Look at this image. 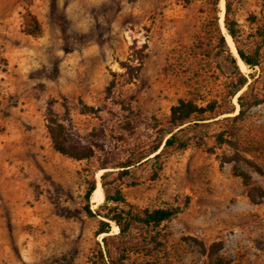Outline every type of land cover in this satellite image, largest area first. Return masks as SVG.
<instances>
[{
	"label": "rangeland",
	"instance_id": "obj_1",
	"mask_svg": "<svg viewBox=\"0 0 264 264\" xmlns=\"http://www.w3.org/2000/svg\"><path fill=\"white\" fill-rule=\"evenodd\" d=\"M221 1L214 7L212 0H0V112L22 110L25 100L42 120L55 116L71 141L92 144L95 152L89 160H74L49 147L36 165L38 177L26 180L23 172L21 232L3 238L14 248V264H91L102 234L95 235L98 219L86 214L83 195L91 178L98 186V160L117 162L163 135L169 107L178 99L234 110L190 125L182 133L190 138L185 148L167 149L121 180V192L135 208L179 209L157 227L161 246L146 244L149 255L131 253L124 264H264V195L249 201L232 162L220 163L230 146L214 137L220 133L234 142L260 169L246 171L249 184L264 192V102L231 119L239 93L246 90L249 99L264 91V6L262 0H230L236 45L258 52V65L249 68L239 60L223 16L220 21ZM133 41L135 50L145 44L137 78L121 83L124 75L116 76L120 83L105 96L110 72L123 71L118 62L133 55ZM228 53L238 72L252 74L230 98L236 74ZM8 73L13 77L6 92ZM82 106L95 110L81 113ZM124 120L134 126L129 134L120 133ZM100 202L92 192L89 209ZM212 242L220 245L208 257Z\"/></svg>",
	"mask_w": 264,
	"mask_h": 264
},
{
	"label": "trees",
	"instance_id": "obj_2",
	"mask_svg": "<svg viewBox=\"0 0 264 264\" xmlns=\"http://www.w3.org/2000/svg\"><path fill=\"white\" fill-rule=\"evenodd\" d=\"M215 7L216 0H212ZM264 6V0H262ZM230 0H224L223 25L235 44V51L239 60L253 68L257 66L258 52L255 49L252 53H247L239 48L235 43L236 29L234 21L229 17ZM220 43L224 44L223 36L219 35ZM135 41L129 46L133 52L124 61H119V66L123 69L121 73L111 71V78L104 88L105 96L111 94L112 91L121 83L131 82L138 76L142 61L145 57L143 50L145 44H141L136 50ZM228 59L235 70V78L228 92L229 98L236 94L247 82V78H252V74H241L237 71L235 58L228 53ZM124 75L119 82L115 77ZM246 90L236 96L237 111L231 116V119L241 118L246 110L264 102V91L259 95H251L249 99L245 98ZM115 104L122 107L121 101ZM95 109L82 106L81 113H93ZM234 108H219L215 101L207 102L203 106H198L191 100L178 99L175 104L169 107L167 118V127L163 135H155L148 138L143 144L136 145L121 160L117 162L107 161L105 158L98 160L95 167L96 170H103L99 175V183L102 190V201L98 203L93 210L89 209L88 201L90 194L96 188L94 178L88 180L83 195L85 200L84 210L88 216L96 217L97 228L95 235L102 234L100 242L95 243V249L91 253L89 261L91 264H124L128 255L131 253H143L149 255L145 245L151 244L152 248L161 246L158 240L157 227L176 213L179 212L177 207H155L135 208L126 201L123 196L120 183L121 180L128 175L129 169L138 166L141 163L155 159L163 154L167 149H183L190 141L188 136H182L183 131L190 125L203 123L205 120L214 119L222 113H233ZM45 129L48 134L51 148L57 153L74 160H89L95 156L92 144L79 145L70 140L66 133L64 125L53 115L48 114L45 117ZM120 133H131L134 126L130 125L128 120L122 121L120 125ZM99 131H102L100 127ZM121 137V136H120ZM216 143L226 142L230 146L231 153L222 155L220 163L232 162V170L236 175L241 177L243 184L247 187L246 195L250 202L258 203L264 192L261 187L249 184V175L246 170H252L261 174L260 169L248 159L244 158L234 142L224 139L220 133L214 134ZM121 139V138H120ZM163 140V141H162ZM111 223L117 227V232L110 233ZM134 230H137L136 236ZM190 239H193L190 237ZM201 244L200 241L196 240ZM219 242H212L207 248L208 257L219 248ZM202 251L204 249L201 247ZM151 264V263H150ZM155 264V263H153Z\"/></svg>",
	"mask_w": 264,
	"mask_h": 264
},
{
	"label": "crops",
	"instance_id": "obj_3",
	"mask_svg": "<svg viewBox=\"0 0 264 264\" xmlns=\"http://www.w3.org/2000/svg\"><path fill=\"white\" fill-rule=\"evenodd\" d=\"M6 77L4 91L8 92L11 89L9 78L13 75L8 73ZM20 106L24 109L10 106L6 113L0 112V123L4 127L0 132V264H14V248L9 240L3 238L15 237L21 232L25 197L19 184L24 183L23 179L38 177L36 165L41 163L44 153H48L51 147L45 132V120H42L43 115L37 107L25 100ZM23 172H27L29 177L23 178ZM28 194L29 185L27 198Z\"/></svg>",
	"mask_w": 264,
	"mask_h": 264
},
{
	"label": "bare ground",
	"instance_id": "obj_4",
	"mask_svg": "<svg viewBox=\"0 0 264 264\" xmlns=\"http://www.w3.org/2000/svg\"><path fill=\"white\" fill-rule=\"evenodd\" d=\"M221 6L223 7L224 4H223V0L221 1ZM222 14V15H221ZM221 17H220V21L222 22V16H223V13L221 12ZM230 37V36H229ZM93 195L94 197L97 199V201H101L102 198H103V195H102V190H101V186L99 185L98 183V186L94 189L93 191ZM117 228V227H116Z\"/></svg>",
	"mask_w": 264,
	"mask_h": 264
}]
</instances>
